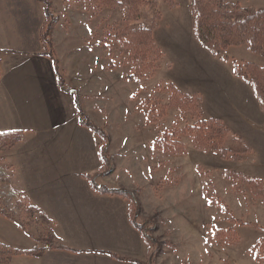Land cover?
I'll return each mask as SVG.
<instances>
[{
    "label": "rangeland",
    "instance_id": "obj_1",
    "mask_svg": "<svg viewBox=\"0 0 264 264\" xmlns=\"http://www.w3.org/2000/svg\"><path fill=\"white\" fill-rule=\"evenodd\" d=\"M51 1L58 22L82 18L86 28L78 29L97 33L110 48V67L127 68L117 74L132 82V95L127 99L129 87L117 86V109L142 112L150 126L149 178L132 188L142 205L137 220L152 241L143 264H264V105L236 73L264 84V51L247 43L205 47L196 37L193 0ZM15 139L0 137V168L11 187L5 153ZM13 190L15 196L0 175L1 222L51 239L44 217ZM36 226L40 230L31 229ZM2 237L1 245L21 249ZM24 241L22 247L37 245ZM12 259L0 257L5 264Z\"/></svg>",
    "mask_w": 264,
    "mask_h": 264
},
{
    "label": "crops",
    "instance_id": "obj_2",
    "mask_svg": "<svg viewBox=\"0 0 264 264\" xmlns=\"http://www.w3.org/2000/svg\"><path fill=\"white\" fill-rule=\"evenodd\" d=\"M235 1L264 5V0ZM73 19L65 26L61 18L52 32L66 91L53 59L44 54L45 4L0 0V137H16L5 153V162L12 164V188L44 217L53 238L68 247L43 244L47 249L42 255H16L11 264H137L152 248L129 219L130 201L96 190L89 179L103 167L102 139L80 123L77 97L86 115L112 136L110 154L116 168L96 179L100 185L143 186L150 173V126L142 112L117 109V86L129 87L127 99L132 95V82L117 74L127 68L114 63L110 67V48L100 35L79 30L86 28L84 21ZM118 129L123 136L121 156ZM0 230L9 239L0 237L21 249L29 238L35 246L41 244L38 235L17 223L0 220Z\"/></svg>",
    "mask_w": 264,
    "mask_h": 264
},
{
    "label": "trees",
    "instance_id": "obj_3",
    "mask_svg": "<svg viewBox=\"0 0 264 264\" xmlns=\"http://www.w3.org/2000/svg\"><path fill=\"white\" fill-rule=\"evenodd\" d=\"M45 4L46 21L42 31V41L44 43V54L50 56L53 59L55 71L59 80V84L63 90L69 91L66 87L65 79L60 68V61L56 57L53 42L52 31L58 23V17L53 13L51 9V0H38ZM192 11L195 16V33L198 40L208 49L219 51L232 45H240L243 43L249 44V48L252 51L260 52L264 51V9L246 8L241 7L238 4H232L224 2L222 0H193ZM0 53L2 50L0 49ZM239 76L244 79H248L255 92L260 99V102L264 105V84L262 80L257 77L247 78V75H243L236 71ZM263 88V90L261 89ZM78 113L80 115V123L87 126L90 130L95 132L102 138V144L100 146V157L103 163V168L100 172L94 176L89 177L93 187L104 193L119 195L130 201L129 219L131 223L136 227L143 235L144 239L150 245L151 238L144 228L143 224H140L137 220L142 212V205L139 201L135 191L128 187H107L105 185H99L96 182V178L101 175H109L115 171L116 165L111 162L110 159V145L111 135H109L103 128L97 126L84 112L79 97H77ZM0 175L6 182V188L12 196H15V191L10 185L9 177L0 168ZM7 215L6 212L2 211ZM40 241H44L49 247L55 249H68V247L57 242L53 237L51 239L43 238ZM47 249V246H34L26 249H13L10 246L0 244V257L5 255L7 260H10L16 255L27 256H40ZM114 255V254H113ZM117 257L116 255H114ZM1 264H5L0 260ZM143 264V262H137Z\"/></svg>",
    "mask_w": 264,
    "mask_h": 264
}]
</instances>
